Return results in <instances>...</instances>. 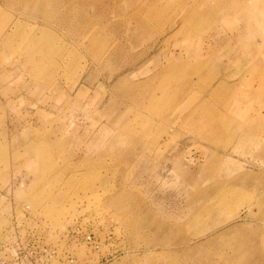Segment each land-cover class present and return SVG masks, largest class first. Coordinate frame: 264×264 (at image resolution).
Segmentation results:
<instances>
[{
	"label": "rangeland",
	"instance_id": "374dc122",
	"mask_svg": "<svg viewBox=\"0 0 264 264\" xmlns=\"http://www.w3.org/2000/svg\"><path fill=\"white\" fill-rule=\"evenodd\" d=\"M263 86L264 0H0V257L264 264Z\"/></svg>",
	"mask_w": 264,
	"mask_h": 264
},
{
	"label": "built area",
	"instance_id": "2783aa9c",
	"mask_svg": "<svg viewBox=\"0 0 264 264\" xmlns=\"http://www.w3.org/2000/svg\"><path fill=\"white\" fill-rule=\"evenodd\" d=\"M77 229L80 230L79 227ZM77 233H80V231H77ZM93 238L94 236L92 233H88L86 236V239L90 241H93ZM15 244L17 245L18 250H16V253L14 254V259L10 260L5 254L1 255L0 264H36V259L38 257L37 252L42 251L45 255L50 252L49 247L39 248L38 244L36 245L34 242L23 243L21 240H18ZM2 248L3 245L0 244V253ZM49 258H51V255L48 256V259ZM75 261L76 260L73 257L69 259L70 264H75ZM37 264H50V261L45 260L44 262H38Z\"/></svg>",
	"mask_w": 264,
	"mask_h": 264
},
{
	"label": "crops",
	"instance_id": "0c3cea01",
	"mask_svg": "<svg viewBox=\"0 0 264 264\" xmlns=\"http://www.w3.org/2000/svg\"><path fill=\"white\" fill-rule=\"evenodd\" d=\"M261 64H262V63H261ZM262 85H263V84H262ZM260 87H261V85H259L258 88H260ZM258 88L256 87V89H258ZM220 89H221V88H220ZM262 90H264V86L262 87ZM260 94L263 95V94H264V91H263V92H260ZM254 109H255V110H254ZM256 111H257V109H256L255 107H251V106H250V109H249L248 111H246L247 113H244V115H245L246 117L244 118V120L241 119V122H243V123H249V122H252V118H253V117H255L254 120L257 121V119H259V117H258V118L256 117V114H255ZM254 120H253V121H254ZM255 123H257V122H255ZM85 231H86V230H85ZM65 239H67L66 242H67V241H68V242H71V240H72L71 237H70V238H67V237H66ZM99 242H100V241H99ZM97 243H98V241H97ZM100 243H101V242H100ZM40 252H41V253H40L41 256L38 255V257H37V259H36V264H37L38 262L43 261V260H42V258H43V253H42V251H40ZM51 257H52V256H51ZM64 257H66L65 254H64L63 258H64ZM46 260H48V258H47ZM65 262H67V264H69V263H68V262H69V258H66V261H65ZM65 262H64V263H65ZM75 264H76V263H75Z\"/></svg>",
	"mask_w": 264,
	"mask_h": 264
},
{
	"label": "bare ground",
	"instance_id": "6f19581e",
	"mask_svg": "<svg viewBox=\"0 0 264 264\" xmlns=\"http://www.w3.org/2000/svg\"><path fill=\"white\" fill-rule=\"evenodd\" d=\"M94 2H95V1H94ZM131 3H132V2H131ZM132 5H133V4H132ZM96 6H97V5H96ZM156 13H157V12H156ZM118 90H119V89H118ZM127 90H129V89H127ZM129 92H130V91H129ZM129 92H128V93H129ZM129 94H130V93H129ZM127 95H128V94H127ZM131 95H132V94H131Z\"/></svg>",
	"mask_w": 264,
	"mask_h": 264
}]
</instances>
